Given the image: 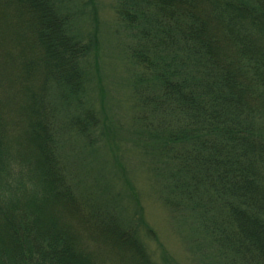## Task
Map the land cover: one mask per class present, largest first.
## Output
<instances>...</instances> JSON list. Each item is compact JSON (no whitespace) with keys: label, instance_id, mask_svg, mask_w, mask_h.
<instances>
[{"label":"trees","instance_id":"16d2710c","mask_svg":"<svg viewBox=\"0 0 264 264\" xmlns=\"http://www.w3.org/2000/svg\"><path fill=\"white\" fill-rule=\"evenodd\" d=\"M71 2L0 0V264H166L141 206L125 223L76 189L71 137L110 133L98 42L75 31ZM114 10L163 203L204 235L206 264H264V0Z\"/></svg>","mask_w":264,"mask_h":264},{"label":"rangeland","instance_id":"374dc122","mask_svg":"<svg viewBox=\"0 0 264 264\" xmlns=\"http://www.w3.org/2000/svg\"><path fill=\"white\" fill-rule=\"evenodd\" d=\"M70 4L75 7V31L86 40L95 36L98 42L100 83L96 84L95 78L92 90L100 86L104 90L108 119L105 132L110 133L92 147L71 137L68 158L76 174L78 193L101 207L108 205L125 223L136 222L135 215L141 206L156 239L142 227L140 236L161 263L206 264L208 245L204 235L197 232L188 217L163 203L146 164L140 134L143 123L132 121L136 107L128 85L132 76L123 43L129 38L116 18L115 0H72ZM92 54L90 61L94 59ZM209 260L213 262L215 258L210 256Z\"/></svg>","mask_w":264,"mask_h":264}]
</instances>
